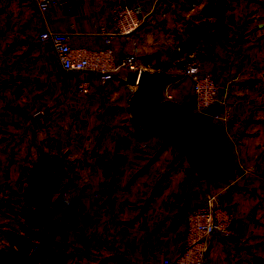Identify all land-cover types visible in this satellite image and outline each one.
Returning <instances> with one entry per match:
<instances>
[{"label": "crops", "instance_id": "1", "mask_svg": "<svg viewBox=\"0 0 264 264\" xmlns=\"http://www.w3.org/2000/svg\"><path fill=\"white\" fill-rule=\"evenodd\" d=\"M136 1L74 0V5L80 21L99 39V20L111 24L116 7ZM142 1L146 21L164 17L163 28L173 30L181 29L179 14L191 16L206 0ZM3 3L0 0V19L6 16ZM11 4L12 13L7 17H12V26L0 35V51H12L10 59L0 61V83H6L0 88V197L21 198L30 163L55 157L84 192L76 216L66 227V264H162L165 256H176L183 246L187 212L206 205L213 189L205 180H199L196 170L177 154L173 161L180 163L163 175L162 154L130 184L126 179L132 171L128 174L122 169L120 191L112 202H100L99 195L106 190L108 180L101 158L107 149L116 150L115 130L119 125L108 130L109 139L94 140L96 126L89 113L93 98L86 97L73 108L70 101H63V91L67 94L70 90V83L64 81L67 73L91 79L93 89L100 92L107 82L102 84L99 74L93 71L65 70L51 43L38 40L45 23L33 0H11ZM263 4V0H224L226 37L209 53L207 65L217 68L230 103L244 116L239 115L242 122L234 130L239 138L241 167L222 195L234 215V233L230 238L209 240L211 264H264V16H259ZM61 13V8L49 12ZM203 17L213 18L206 14ZM22 20H26L24 25ZM50 26L65 29L66 20H51ZM136 32L131 40H135ZM8 33L20 37L6 48ZM234 50L240 51L237 56ZM97 95L100 93L94 97ZM154 174L156 192L145 193L136 203L128 201L130 195L143 197L140 189ZM0 219L16 221L14 215L1 211Z\"/></svg>", "mask_w": 264, "mask_h": 264}, {"label": "built area", "instance_id": "2", "mask_svg": "<svg viewBox=\"0 0 264 264\" xmlns=\"http://www.w3.org/2000/svg\"><path fill=\"white\" fill-rule=\"evenodd\" d=\"M42 14L44 27L38 33V40L49 42L57 54L58 61L67 71H93L99 74L105 84L111 78H124L133 90L139 74L145 70H157L151 66L142 52L139 42L130 37L146 21L144 2L138 0L132 4L116 7L111 15V24L99 20V39H95L90 28L83 24L75 11L74 0H33ZM61 8L62 13L51 15ZM66 20V28H53L50 21ZM159 39L166 41L165 29L160 27ZM180 48V47H179ZM192 55V54H190ZM160 69V68H158ZM186 72L193 80L192 96L194 109L205 111L211 104L220 106L213 115V120L221 123L228 139L237 150L239 138L234 132L238 117L229 105V96L221 74L214 67H195ZM134 74L132 80L126 74ZM94 88L91 79L81 78L73 88L79 94H88ZM228 182L210 180L213 193L206 205L196 206L187 212L186 232L181 251L174 257L165 256L162 264H211L208 256V242L212 238L226 239L234 233V215L222 195L228 189Z\"/></svg>", "mask_w": 264, "mask_h": 264}, {"label": "trees", "instance_id": "3", "mask_svg": "<svg viewBox=\"0 0 264 264\" xmlns=\"http://www.w3.org/2000/svg\"><path fill=\"white\" fill-rule=\"evenodd\" d=\"M223 8L224 0H206L191 16L179 14L178 22L182 26L173 29L174 43L185 52L193 50L202 39L212 37L214 40L220 37L219 34L223 35L226 26ZM204 14L213 18H204ZM158 26L163 27V24ZM132 122L136 139L133 143L143 142L155 131L145 128L135 118ZM130 142L120 140L115 151L107 149L102 154L101 164L105 165L104 171L108 175L106 190L98 198L102 203L112 202L121 189V171L125 164H132L121 148ZM136 158L143 162L129 175V181L143 173L156 159L147 160L145 154H136ZM26 181L21 198L0 197L2 214L14 215L16 219H0V264H66V227L76 216L77 204L84 192L55 157L31 162Z\"/></svg>", "mask_w": 264, "mask_h": 264}, {"label": "rangeland", "instance_id": "4", "mask_svg": "<svg viewBox=\"0 0 264 264\" xmlns=\"http://www.w3.org/2000/svg\"><path fill=\"white\" fill-rule=\"evenodd\" d=\"M11 5V0H4L3 7L6 11V16L0 19V35L6 34L7 28H10L12 26V17H7V14L11 15L12 13ZM259 16L261 18L262 16H264V7H262ZM163 21L164 17H156L155 21H145L141 28H139L138 33L136 32L137 35L134 38L135 40L133 41H137L140 43L142 52L146 55L151 66L160 68H157V70H163L165 72L173 73L176 75L175 79L171 80L165 85L162 98L183 101L191 98L193 94V80L191 75H189L186 70L195 67L208 66L207 64L209 63V60L211 58L209 53L219 48L222 39L226 36L224 35V32L223 35L222 33L219 34L220 37L213 38L214 40H212V37H210V39H202L193 50H187L184 52L182 48H178L179 45H176V43H174L173 30H171L170 28L165 30V35H168L166 41H161L159 39V33L160 31H162V29L158 25H160ZM25 22L26 20H22V25H24ZM37 28L38 26L34 28L35 31H38ZM19 37L20 35L13 37L11 33H8V36L5 40L6 48L9 47V44L12 43L14 38ZM233 47H236L235 42H233ZM238 52L237 50H234V56H237ZM221 56H225V54ZM11 57L12 51L8 50V48L7 50L5 49V51H0V61L10 59ZM67 74L68 78L64 77V81L70 83V90H72L71 87H73V85H75V83H77L80 79L76 78L74 76V73ZM125 77L128 78V80H132L134 78V74L128 73ZM3 85H6V83H0V88ZM114 86H116L115 89ZM135 88L136 87H134V89ZM70 90L69 93H67L68 95L66 94L65 90L63 91V94L65 96L63 101H70L69 104L73 108L75 107L73 104H76V106H78L77 103L82 99L86 97L93 98V100L90 101L89 113L94 117L93 122H95V125L93 124V126H96V134H93L94 140L105 139L106 137L107 139H109V136H111V134L108 132V130L115 128L116 125H119V127L115 130V132H117L118 143L123 139L131 140L129 145L125 143V147L123 146L121 148L122 153H125L126 159L134 165L133 166L132 164H125L123 170L127 171L128 174L130 171L133 172L134 170H136L139 164H142L143 162V160L136 158V154L139 156L145 154L147 160L152 158L157 159L158 156H161L163 154V156L165 157V161L161 165L162 168L160 169L161 171H163V175L170 171L173 165H178L180 163L178 162L177 164V161H173L176 159L175 155L178 154V151L174 147L172 142H168L163 148L161 147L162 135L157 130H155L143 142L133 143L134 141H136V139L133 136V116L129 107V99L132 95L133 90L127 85L124 78L122 79L114 76L107 81L106 85L104 86V90L101 92L97 88L92 89L88 94L83 95ZM115 90L118 92L115 93ZM95 93H100V95L94 97ZM69 104L64 103V105H66V108H69ZM229 105L234 111V114L238 117L237 122L238 124H240L242 121H239V115L241 116V118H244V116L238 113V111L233 108V104L230 103V100ZM118 109L124 110L119 112ZM72 114H74L75 116L77 115L76 111H74ZM242 120L243 122H246V119ZM160 148H162V150H159ZM235 152L237 153L236 149ZM180 159L181 161H183V163H188L185 156L180 157ZM133 180L129 181V178L126 179V184L132 183ZM144 183L146 184L142 187V189H140L142 190V192H140L139 194L143 197L139 196V198H137L136 196L133 197L132 195H130L126 197L128 198V201L136 203V200L140 201V199L144 198L145 193H147L148 195L156 192V189H154L157 185L156 174L152 175L149 178V182L144 181Z\"/></svg>", "mask_w": 264, "mask_h": 264}, {"label": "water", "instance_id": "5", "mask_svg": "<svg viewBox=\"0 0 264 264\" xmlns=\"http://www.w3.org/2000/svg\"><path fill=\"white\" fill-rule=\"evenodd\" d=\"M175 77L163 70L142 71L129 99L133 118L161 133V147L172 142L177 157L185 156L199 180L208 185L211 179L228 182L241 165L234 143L212 117L222 106L213 103L205 111H198L194 109V96L183 101L162 98L165 85Z\"/></svg>", "mask_w": 264, "mask_h": 264}]
</instances>
